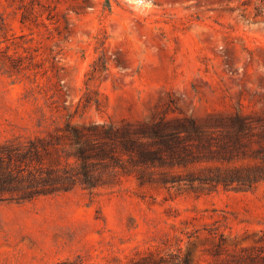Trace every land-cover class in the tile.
<instances>
[{
    "label": "rangeland",
    "instance_id": "rangeland-1",
    "mask_svg": "<svg viewBox=\"0 0 264 264\" xmlns=\"http://www.w3.org/2000/svg\"><path fill=\"white\" fill-rule=\"evenodd\" d=\"M109 1L0 0V264H129L179 246L221 264L264 244V180L188 181L214 163L196 136L176 143L183 164L152 167L151 183L119 172L91 189L35 192L34 167L76 164L68 123L264 127V0ZM245 136L235 163L260 162ZM32 141L41 160H19Z\"/></svg>",
    "mask_w": 264,
    "mask_h": 264
},
{
    "label": "trees",
    "instance_id": "trees-1",
    "mask_svg": "<svg viewBox=\"0 0 264 264\" xmlns=\"http://www.w3.org/2000/svg\"><path fill=\"white\" fill-rule=\"evenodd\" d=\"M110 6V1L106 0ZM25 16V14H24ZM238 122L236 128H227L216 133L213 130L198 128L196 121H126L122 126L114 123L67 124L68 134L74 147V162L67 159L64 164L49 163L45 167H34L39 171L35 179L43 181L36 193H51L68 190L80 184L84 188L111 184L119 172H132L140 183L154 181L153 166L183 164L182 153L176 143L183 137L201 139L207 148L209 157L214 161L205 167L204 176L195 177L188 172L186 179L190 182L198 180L208 189L224 188L246 189L264 180V127H257L249 121ZM251 132L256 136L258 147L253 155L260 162L237 164L235 160L244 157L246 147L253 141L245 134ZM204 138V140L202 139ZM215 140H218L215 143ZM42 148L46 149V140ZM246 142V143H245ZM248 143V144H247ZM26 150L15 153L18 159L24 155L29 162L41 160V152L35 141ZM154 145V146H151ZM245 153V152H244ZM24 156V157H25ZM100 166V167H99ZM107 170V171H106ZM106 171V173H105ZM33 171H30L32 173ZM23 197L32 194L25 193ZM221 264H264V244L242 246L229 256L220 259ZM53 264H77L70 260H61ZM129 264H202L196 260L191 250H183L179 246L175 251H148L134 257ZM214 264V263H209Z\"/></svg>",
    "mask_w": 264,
    "mask_h": 264
}]
</instances>
